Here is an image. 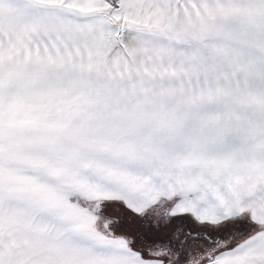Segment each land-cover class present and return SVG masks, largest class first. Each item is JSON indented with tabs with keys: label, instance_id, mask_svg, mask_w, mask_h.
Returning <instances> with one entry per match:
<instances>
[{
	"label": "snow or ice",
	"instance_id": "1",
	"mask_svg": "<svg viewBox=\"0 0 264 264\" xmlns=\"http://www.w3.org/2000/svg\"><path fill=\"white\" fill-rule=\"evenodd\" d=\"M0 264H264V0H0Z\"/></svg>",
	"mask_w": 264,
	"mask_h": 264
}]
</instances>
